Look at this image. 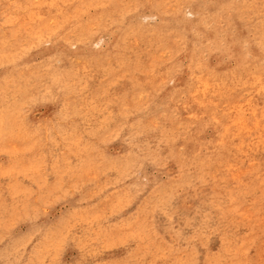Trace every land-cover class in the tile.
I'll return each instance as SVG.
<instances>
[{
  "label": "rangeland",
  "instance_id": "rangeland-1",
  "mask_svg": "<svg viewBox=\"0 0 264 264\" xmlns=\"http://www.w3.org/2000/svg\"><path fill=\"white\" fill-rule=\"evenodd\" d=\"M0 264H264V0H0Z\"/></svg>",
  "mask_w": 264,
  "mask_h": 264
}]
</instances>
